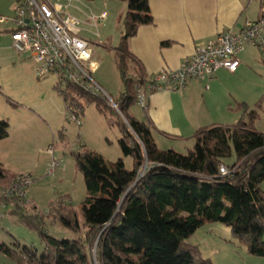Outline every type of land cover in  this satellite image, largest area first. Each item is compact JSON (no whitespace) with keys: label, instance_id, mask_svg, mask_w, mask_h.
<instances>
[{"label":"trees","instance_id":"16d2710c","mask_svg":"<svg viewBox=\"0 0 264 264\" xmlns=\"http://www.w3.org/2000/svg\"><path fill=\"white\" fill-rule=\"evenodd\" d=\"M119 1L127 4V12L120 22L123 34L114 57L124 91L114 101V115L122 134L121 153L133 159L134 167L127 170L122 159L111 163L76 144L81 151L74 159L86 190L80 212L68 199L58 198L49 202L47 216L73 238L49 236L44 216L30 200L5 199L3 219H19L37 234L43 249L38 254L34 247L13 239L9 245L0 242V254L14 264H93L95 248L98 264H212L189 240L204 225L216 223L226 226L232 241L248 255L264 258V133L254 127L257 111L241 105L244 116L237 123L197 130L192 136L195 144L186 154L157 149L151 126L130 114L136 105V87L146 79L128 42L139 27L152 23L148 0ZM54 91L66 109L73 107L78 119L86 104H95L102 114L103 108L110 109L106 98L78 85H56ZM8 129L7 121H0V140L8 136ZM232 152L235 161L226 165L223 160ZM222 165L228 168L227 175L219 173ZM16 176L0 164V201L2 189Z\"/></svg>","mask_w":264,"mask_h":264},{"label":"crops","instance_id":"0c3cea01","mask_svg":"<svg viewBox=\"0 0 264 264\" xmlns=\"http://www.w3.org/2000/svg\"><path fill=\"white\" fill-rule=\"evenodd\" d=\"M16 1L18 0H11L10 5ZM103 1L120 6L119 12L114 16L116 25L121 26L119 44L123 34V26L120 22L127 12V4L119 0ZM78 4H82L80 0L71 1L68 14L76 18L81 27V20L73 14L80 11ZM93 4L95 2L90 1L91 13L94 11ZM148 5L152 23L139 27L135 36L128 42L129 52L137 61L140 73L146 80L162 71L177 70L184 59L190 58L199 46L212 41L219 33L227 30L239 31L246 21L257 20L261 0H148ZM102 14L106 12L90 15V28L91 24H95V27L105 24L108 15L106 14L105 20L101 21ZM9 26L10 28L5 32L10 37L12 27ZM110 40L111 37L107 36L104 43L99 44L106 45ZM116 47L112 50L114 51ZM1 50L6 51L3 52L5 55L0 56L2 61L5 59V61H13L14 64L21 63L14 59L15 52L11 48V41L7 40V44L3 43ZM113 58L115 60L114 52ZM238 59L240 64L234 73L220 70L211 79L191 80L180 91L155 90L148 95L146 109L135 105L143 112V119H136L151 126L152 139L157 149L180 153L181 146L178 144L194 146L192 136L197 130L214 125L231 126L237 123L244 116L239 108L241 105H245L248 111H257L259 117L254 127L258 132L263 133L264 130L257 129V124H261L262 119L261 111L256 107L258 105L264 107V53L259 48L248 46ZM93 63L97 69L98 64L94 61ZM3 97L6 105L0 108L3 107L1 111L5 114L2 116L4 119L0 121H7L9 129L6 139L0 140V164L10 174L28 175L33 181L32 170L17 161L27 155L28 148L35 146L32 140L36 145L45 141L46 137L43 136L41 127L42 124L49 122L45 117L39 116L38 119L31 112H27L25 104L10 100L16 104L12 106L4 95ZM17 119H20L21 123L12 126L10 122ZM25 125L31 127L32 135L26 134ZM50 165L47 174L50 173ZM261 188L264 192V183ZM28 198L37 205L36 201H39V198L35 192L33 194L29 192ZM211 224L219 228V233L230 236L226 226L215 223L209 225ZM8 262L14 264L10 260Z\"/></svg>","mask_w":264,"mask_h":264},{"label":"rangeland","instance_id":"374dc122","mask_svg":"<svg viewBox=\"0 0 264 264\" xmlns=\"http://www.w3.org/2000/svg\"><path fill=\"white\" fill-rule=\"evenodd\" d=\"M72 1L76 2V0ZM80 1L82 3L78 4L80 11L73 14L81 20L80 37L90 44L93 53L92 60L98 64V68L91 74V78L98 86L97 96L108 100L110 109L103 108L104 114L97 110L95 104H86L79 117L80 125L70 122L66 117L67 105L54 91V87L59 86L54 76L38 78L35 75L36 65L34 66L32 60H29L26 55L20 56L14 53V59L21 62L15 64L12 63L13 61L0 59V68L3 69L0 70V91L2 92L0 93V106L6 105L4 95L6 99L14 103L25 104L27 112H31L37 118L45 117L49 122V124H42L41 127L42 134L46 137L45 141L36 145L32 140V144L35 146L28 148L27 155L17 162L32 170L34 176L32 182L34 183L31 187L29 186L28 195L29 192L36 193L39 198V201H36L37 207L44 216V228L49 236L58 240L72 239L73 234L58 223L49 222L47 218L49 202L58 198H66L72 208L79 213L80 206L86 197L83 176L78 172L74 159V154L81 151L80 145L84 146L83 149L86 151L96 152L108 162L112 163L122 159L127 170H132L134 167L133 159L124 157L118 145L121 133L116 124H112L117 121L114 115L117 109L113 108L110 102V100L117 101L119 93L124 91L112 50L117 46L120 37L121 26H117L114 20L120 6L109 2L104 3L102 0H93L95 2L92 6L94 11L91 13L90 1ZM10 2L11 0H0V19L13 17V5H10ZM103 12L108 15L104 26L95 27V24H91L90 28V15ZM70 13L72 14V12ZM9 25L0 23V56L5 55L3 52H6L1 50L2 44H7V40L10 41L9 34L5 32L10 28ZM107 36L111 37L110 42L106 45L99 44L104 43ZM16 56L18 58H15ZM3 107L0 108V119H4L2 116L5 113L1 111ZM262 110L264 111V107ZM262 110L259 111L262 122L257 124V129L260 130H264ZM130 114L134 118L143 119L142 110L135 105L130 109ZM120 119L124 123V119L122 117ZM10 123L12 126L19 125L21 120L17 119ZM25 129L27 135L33 134L29 125H25ZM14 135L15 133H13ZM178 146H181L179 147L181 154H186L193 148V145L190 144L187 146L178 144ZM234 161L233 152L230 157L223 160L226 165L230 166ZM53 162H56L58 166L47 174L48 166ZM146 167L147 163L143 165L140 177L143 176ZM79 218L82 222L83 219ZM1 224L0 242L9 245L15 239L22 245L34 247L38 254L41 253L43 246L39 237L19 219L5 216ZM218 229L216 226L208 224L204 228H200L189 242L197 245L203 252V256L210 259L212 264H264V258L248 255L241 245L232 241L229 235L219 233ZM91 254L92 263L98 264L95 248L92 249ZM7 263L10 264L7 258L0 254V264Z\"/></svg>","mask_w":264,"mask_h":264},{"label":"built area","instance_id":"2783aa9c","mask_svg":"<svg viewBox=\"0 0 264 264\" xmlns=\"http://www.w3.org/2000/svg\"><path fill=\"white\" fill-rule=\"evenodd\" d=\"M72 0H18L13 6V17L1 18L0 22L11 25V48L18 55H26L36 65L38 78L54 76L59 85L67 83L98 93V86L91 74L96 65L92 61L90 44L80 37V22L68 14ZM106 14H102L104 21ZM259 48L264 53V0H261L259 18L246 21L239 31L227 30L219 33L212 41L199 46L194 54L184 59L175 71H162L137 88L136 104L146 109L150 92L155 90L180 91L191 80L211 79L220 70L236 72L240 62L238 56L246 47ZM112 107L117 109L111 101ZM67 109L70 122L80 125L73 112ZM58 164L53 162L50 170ZM219 173H229L222 165ZM32 178L17 175L13 183L1 191L0 222L4 216L5 199L19 198L28 201V188Z\"/></svg>","mask_w":264,"mask_h":264}]
</instances>
